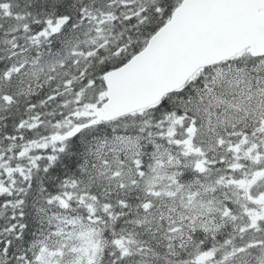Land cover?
I'll return each mask as SVG.
<instances>
[{"label":"snow or ice","instance_id":"obj_1","mask_svg":"<svg viewBox=\"0 0 264 264\" xmlns=\"http://www.w3.org/2000/svg\"><path fill=\"white\" fill-rule=\"evenodd\" d=\"M0 264H264V0H0Z\"/></svg>","mask_w":264,"mask_h":264}]
</instances>
